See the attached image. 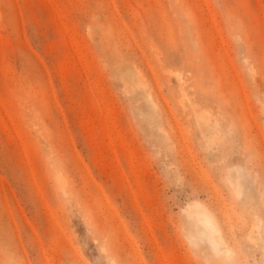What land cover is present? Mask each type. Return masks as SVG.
<instances>
[{
  "label": "rangeland",
  "instance_id": "1",
  "mask_svg": "<svg viewBox=\"0 0 264 264\" xmlns=\"http://www.w3.org/2000/svg\"><path fill=\"white\" fill-rule=\"evenodd\" d=\"M0 264H264V0H0Z\"/></svg>",
  "mask_w": 264,
  "mask_h": 264
}]
</instances>
